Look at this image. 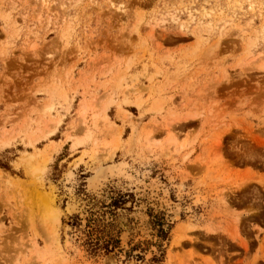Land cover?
Returning <instances> with one entry per match:
<instances>
[{"label":"rangeland","instance_id":"374dc122","mask_svg":"<svg viewBox=\"0 0 264 264\" xmlns=\"http://www.w3.org/2000/svg\"><path fill=\"white\" fill-rule=\"evenodd\" d=\"M0 264H264V0H0Z\"/></svg>","mask_w":264,"mask_h":264},{"label":"trees","instance_id":"16d2710c","mask_svg":"<svg viewBox=\"0 0 264 264\" xmlns=\"http://www.w3.org/2000/svg\"><path fill=\"white\" fill-rule=\"evenodd\" d=\"M118 203H123L122 201H118ZM113 207H116L117 206V203L114 202ZM155 226L158 227V231H157V238H159V240L161 242H164L167 240L168 238V232L167 230L165 231L163 229V226H164V219L161 218L160 221L158 222H154L153 223ZM91 235V233L88 235V239H89V243L88 246L90 248V251H91V254H95L97 253L98 250H105L106 252H113V250H115L116 248H118V240H112L110 239L109 241H105L103 242L101 245H100V239H91L89 238ZM91 241V242H90ZM162 246L161 245H158V248H161ZM137 248H139L138 246H134L131 250H130V253H128L126 255V257H130L131 256V253H133L135 250H137ZM160 252H163L160 250ZM163 254H161L162 256ZM136 258L138 260L141 259V257L139 255H136ZM155 261H157V259H154Z\"/></svg>","mask_w":264,"mask_h":264},{"label":"bare ground","instance_id":"6f19581e","mask_svg":"<svg viewBox=\"0 0 264 264\" xmlns=\"http://www.w3.org/2000/svg\"><path fill=\"white\" fill-rule=\"evenodd\" d=\"M58 215L56 214V211L52 210L51 211V217L54 220L55 223H58Z\"/></svg>","mask_w":264,"mask_h":264}]
</instances>
